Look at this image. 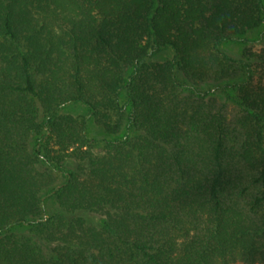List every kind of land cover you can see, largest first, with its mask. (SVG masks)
Returning <instances> with one entry per match:
<instances>
[{
    "label": "trees",
    "instance_id": "trees-1",
    "mask_svg": "<svg viewBox=\"0 0 264 264\" xmlns=\"http://www.w3.org/2000/svg\"><path fill=\"white\" fill-rule=\"evenodd\" d=\"M263 23L262 0H0V264H264V47L220 48ZM229 80L235 103L203 91ZM72 102L126 133L93 151Z\"/></svg>",
    "mask_w": 264,
    "mask_h": 264
},
{
    "label": "rangeland",
    "instance_id": "rangeland-1",
    "mask_svg": "<svg viewBox=\"0 0 264 264\" xmlns=\"http://www.w3.org/2000/svg\"><path fill=\"white\" fill-rule=\"evenodd\" d=\"M263 9H264V0H262ZM262 47H264V23L259 27L245 32L243 35L231 39L225 40L220 43V48L226 51L229 55L234 58H240L245 50L250 52H257ZM174 59V52L168 46L163 47H152L148 54L141 60V63L152 64L157 62H163L167 60ZM132 68L130 67L127 71V74L130 73ZM244 75L241 76L243 79ZM258 78L257 74H254L253 79ZM237 81H227L224 83H207L203 86V91H207L209 94L217 97L221 101H226L228 103L236 102V82ZM264 81V77L262 79ZM119 103L125 111L128 110V104L126 101V92L122 88L119 93ZM59 113L70 114L77 119H83L85 121V134L86 136L93 141L92 150L99 152L102 149L104 140H112L124 135L127 129L123 128L121 132L117 135H107L103 128L98 125L94 118L92 117L89 108L82 102H72L65 105H62L58 109ZM57 170V169H56ZM57 180L56 185L61 183L64 180L63 172L58 169L56 171ZM44 212L43 217L49 215L54 208L53 200L51 194H48L44 197ZM101 217L98 215H92L91 220L100 221ZM27 226L22 225L18 227V230L25 229ZM230 264H241L239 262H231Z\"/></svg>",
    "mask_w": 264,
    "mask_h": 264
}]
</instances>
